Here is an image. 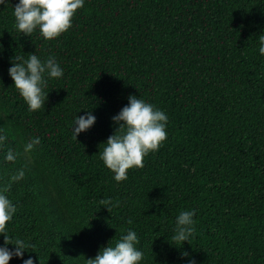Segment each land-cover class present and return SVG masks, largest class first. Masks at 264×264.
<instances>
[{
    "label": "trees",
    "instance_id": "obj_1",
    "mask_svg": "<svg viewBox=\"0 0 264 264\" xmlns=\"http://www.w3.org/2000/svg\"><path fill=\"white\" fill-rule=\"evenodd\" d=\"M17 2L0 7V192L24 258L87 264L131 229L142 264H264V0H85L53 40L16 30ZM30 53L64 70L35 112L8 75L10 58ZM130 94L166 113L167 139L116 182L98 153ZM82 109L96 122L75 139ZM193 210L192 236L174 243L176 217Z\"/></svg>",
    "mask_w": 264,
    "mask_h": 264
},
{
    "label": "clouds",
    "instance_id": "obj_2",
    "mask_svg": "<svg viewBox=\"0 0 264 264\" xmlns=\"http://www.w3.org/2000/svg\"><path fill=\"white\" fill-rule=\"evenodd\" d=\"M9 0H0V7L7 6ZM85 0H18L13 7L15 28L30 36L39 30L46 40L58 38L72 27V20L78 9L84 7ZM258 50L264 56V35L258 37ZM8 75L20 97L27 104L29 111L41 109L48 94L45 89L48 81L60 79L64 70L54 56L41 59L35 53L24 56H13L9 60ZM128 103L111 117L114 133L108 137L99 157L107 169L113 173L116 182L126 180L129 169L142 168L143 159L150 152L159 150L167 139L168 116L163 110L139 98L136 95L128 96ZM84 115H77L73 121L72 134L75 139L90 130L96 122V116L91 109H82ZM6 137L0 135V145ZM40 144L39 138L30 139L23 145L25 153H30ZM4 159L15 162L17 153L7 151ZM25 176L23 168L18 169L11 180L18 182ZM105 204L109 202H104ZM16 212L15 205L0 192V235L4 237V245L0 246V264H9L13 258L20 259L22 264H34L31 256L24 258L29 252V245L21 239L11 240L7 232V224ZM195 211H181L175 220L174 235L171 241L181 245L188 242L194 232ZM168 243L169 238H167ZM140 240L137 233L131 229L121 236L114 245L110 243L102 247L94 258L87 259V264H142L144 253L137 247ZM174 246L173 243H170ZM8 245L14 246L9 248ZM178 249L182 247H176ZM181 258L188 257L187 252L181 251ZM189 264H195L194 259Z\"/></svg>",
    "mask_w": 264,
    "mask_h": 264
}]
</instances>
